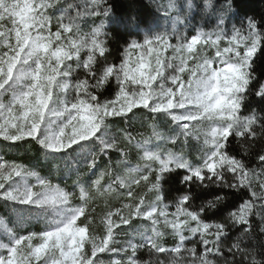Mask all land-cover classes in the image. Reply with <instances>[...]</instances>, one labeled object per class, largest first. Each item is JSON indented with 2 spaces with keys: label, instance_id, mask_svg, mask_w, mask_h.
<instances>
[{
  "label": "snow or ice",
  "instance_id": "1",
  "mask_svg": "<svg viewBox=\"0 0 264 264\" xmlns=\"http://www.w3.org/2000/svg\"><path fill=\"white\" fill-rule=\"evenodd\" d=\"M0 141V264H264V11L0 0Z\"/></svg>",
  "mask_w": 264,
  "mask_h": 264
},
{
  "label": "trees",
  "instance_id": "2",
  "mask_svg": "<svg viewBox=\"0 0 264 264\" xmlns=\"http://www.w3.org/2000/svg\"><path fill=\"white\" fill-rule=\"evenodd\" d=\"M121 4H126V0H120ZM143 5L148 4V0H141ZM245 3L250 6V8L256 12L264 11V3H261V0H245ZM116 45H113V49H115ZM113 55L116 53L113 51ZM119 124V122L117 121ZM125 126V124H124ZM2 142V150L1 153L5 158H9L11 160L17 162H23L28 166L38 169L42 173H49V175L53 176L56 179L62 180L64 169L66 167V162L61 160H53L51 157L48 159L45 157L44 152L34 143L32 144H11L8 142ZM45 157V160H44ZM44 160V161H43ZM74 178V176H73ZM71 184V180L68 181ZM166 187L175 188V181H171L169 185ZM103 210V202L98 203V211L96 223L99 224L100 213ZM11 210L5 207L4 203L0 201V215H10ZM25 229L38 230L41 225L39 224H30L25 225Z\"/></svg>",
  "mask_w": 264,
  "mask_h": 264
},
{
  "label": "rangeland",
  "instance_id": "3",
  "mask_svg": "<svg viewBox=\"0 0 264 264\" xmlns=\"http://www.w3.org/2000/svg\"><path fill=\"white\" fill-rule=\"evenodd\" d=\"M144 117V114L141 112V113H138V115H137V117L136 118H134V120L132 121V125H131V128H130V130H137V131H140V132H144V134L145 135H148V134H150V129H146V128H142L141 126H140V121H141V119ZM118 122H119V124L118 123H116L115 125H114V130L115 131H119L122 127H129V125L126 123V122H124V121H120L119 119L117 120ZM124 124H125V126H124ZM2 142H0V150H2ZM191 147H192V149H193V155H195V148H196V144H195V142H193V144L191 145ZM45 157L48 159L49 158V156H46L45 155ZM45 157H44V160H45ZM0 159H4V160H9V161H13V160H11V159H9V158H5L3 155H2V153H1V151H0ZM43 160V161H44ZM35 170H37V171H39L38 169H35ZM40 172V171H39ZM41 174H44V175H49V173H42V172H40ZM65 173H66V167H65V169H64V173L62 174L63 175V179H64V176H65ZM73 176H75V173H73ZM62 179V180H63ZM134 227H139V223L138 222H134V225H133Z\"/></svg>",
  "mask_w": 264,
  "mask_h": 264
}]
</instances>
